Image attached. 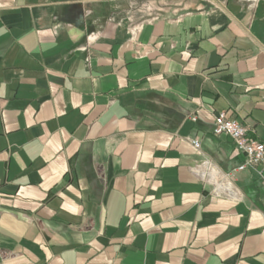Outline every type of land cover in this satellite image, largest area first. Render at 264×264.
Returning a JSON list of instances; mask_svg holds the SVG:
<instances>
[{
    "label": "crops",
    "instance_id": "obj_1",
    "mask_svg": "<svg viewBox=\"0 0 264 264\" xmlns=\"http://www.w3.org/2000/svg\"><path fill=\"white\" fill-rule=\"evenodd\" d=\"M221 112L264 142V0H0V264H264Z\"/></svg>",
    "mask_w": 264,
    "mask_h": 264
},
{
    "label": "built area",
    "instance_id": "obj_2",
    "mask_svg": "<svg viewBox=\"0 0 264 264\" xmlns=\"http://www.w3.org/2000/svg\"><path fill=\"white\" fill-rule=\"evenodd\" d=\"M215 135L229 136L237 150L244 155L245 161L235 171L253 168L261 179L264 180V142L253 138L250 129L241 122L230 119L224 112L219 113L214 122ZM195 148H200V143L192 141Z\"/></svg>",
    "mask_w": 264,
    "mask_h": 264
},
{
    "label": "bare ground",
    "instance_id": "obj_3",
    "mask_svg": "<svg viewBox=\"0 0 264 264\" xmlns=\"http://www.w3.org/2000/svg\"><path fill=\"white\" fill-rule=\"evenodd\" d=\"M211 176H213L214 179H216V181H219L218 179V170L214 169L211 171Z\"/></svg>",
    "mask_w": 264,
    "mask_h": 264
}]
</instances>
